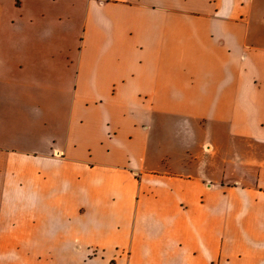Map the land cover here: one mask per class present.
Returning a JSON list of instances; mask_svg holds the SVG:
<instances>
[{
	"label": "crops",
	"instance_id": "0c3cea01",
	"mask_svg": "<svg viewBox=\"0 0 264 264\" xmlns=\"http://www.w3.org/2000/svg\"><path fill=\"white\" fill-rule=\"evenodd\" d=\"M0 264H264V0H0Z\"/></svg>",
	"mask_w": 264,
	"mask_h": 264
}]
</instances>
